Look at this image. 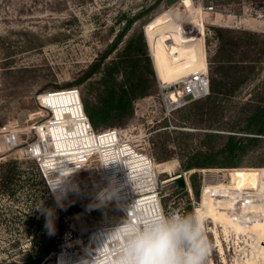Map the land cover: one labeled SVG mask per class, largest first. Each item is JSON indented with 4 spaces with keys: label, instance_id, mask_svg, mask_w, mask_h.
I'll use <instances>...</instances> for the list:
<instances>
[{
    "label": "rangeland",
    "instance_id": "374dc122",
    "mask_svg": "<svg viewBox=\"0 0 264 264\" xmlns=\"http://www.w3.org/2000/svg\"><path fill=\"white\" fill-rule=\"evenodd\" d=\"M263 2L0 0V264H54V254L68 236L79 238L116 217L111 193L97 175V160L69 178L66 195H58L49 190L40 161L24 155L37 157L47 151L34 127L46 123L54 113L53 118L65 119V113L75 117L84 112L71 91L81 96L82 102L84 96H96L101 74L96 73L85 81L82 77L114 43L125 23L136 15L139 16L131 29L106 57L105 63L119 58L128 38L142 30L155 72L152 89L134 102L133 116L126 124L92 127L97 133L111 128L121 134L127 131L122 139L129 138L137 148L153 157L162 171L160 197L165 209L181 207L183 213L200 207L208 209L205 230L211 247L206 264H236L238 260H245L251 253V238L246 228L250 223L257 224L256 219L252 221L237 214L242 224L232 223L234 217L228 213L225 215L228 219L217 215L220 209L215 206L218 201L246 192L245 187L230 186L234 195H228L226 188L215 187L216 183L237 181L219 180L212 172L246 168L249 173L237 171L233 175L243 180L264 169V142L256 149L236 155L230 154L225 146L228 133L244 134L238 129L243 125L240 118L249 113L246 102L264 98V22L247 13L248 7ZM209 6L213 9L208 10ZM161 16H168L165 23L174 25L180 41L193 34L202 35L209 84L213 72L218 81L222 80L220 73L216 74L214 62L227 55L253 66L248 68L252 73L246 74V82L232 97H219L224 106L222 115L216 110L202 112L189 103L169 112L171 106L166 96L172 90L168 86L178 79L170 83L159 79L147 32L148 26L158 25L155 23ZM232 40L239 45L229 47L227 44ZM175 57L178 56L172 55ZM233 124L235 127L231 128ZM218 132L223 133L221 138L212 135ZM83 134V125H78L70 132L69 146L94 144L93 138ZM109 136L117 137L113 134L104 137ZM83 150L72 152L71 163L84 159L88 153L75 158ZM223 162L227 165H222ZM191 163L199 166L185 169ZM70 165L56 175L47 174L48 178L60 184V175L70 172ZM261 210L259 215L264 213ZM44 246L51 247L50 254L44 255L40 263H34Z\"/></svg>",
    "mask_w": 264,
    "mask_h": 264
},
{
    "label": "bare ground",
    "instance_id": "6f19581e",
    "mask_svg": "<svg viewBox=\"0 0 264 264\" xmlns=\"http://www.w3.org/2000/svg\"><path fill=\"white\" fill-rule=\"evenodd\" d=\"M168 16L159 17L157 23H155L158 25L154 27L148 26L147 30L148 37L150 39L152 55L155 61V67L157 69L159 79L162 80L161 82L170 83L173 80L184 79L185 77L194 74H200V76L201 74L202 76L207 74V72L205 71L207 67V58L203 48L202 35L193 34L180 41L177 38L176 33L174 32V25L171 23H165ZM172 55H177L178 57H175V59H173ZM204 71L205 73H203ZM71 94L83 105L77 93L71 91ZM167 96V104L169 106L175 104L174 95L169 96L168 94ZM86 117L87 115L84 111L70 119H67L66 117H64L65 119L52 118L50 122L37 126V133L41 135L43 147L47 148V151L45 153L37 156L43 162L46 174L54 173L56 175V172H59L61 168H68L70 164V172L68 173L71 174L73 172H77L79 164H82V162L84 164L89 160L90 157L92 158L91 155L93 154L98 156V160L104 168H109L108 171L110 169H119L118 165L120 163L121 165L123 164V158L120 159L121 161L117 159L121 155L120 148L122 150L125 147L115 146L117 137H104L111 134L117 136V134L115 132L108 131L107 133H101V135H95L91 127H89L91 126V123H88ZM68 125H71L73 128L69 130L67 128ZM78 125H83L84 137L93 138L94 144L90 143L89 145V143H77L72 144V147L69 146L68 139L72 137L70 136V132L75 131ZM62 129L68 131V134H63ZM49 140L51 143L49 142ZM82 149H84V152L76 154L75 158L79 154H88L84 157V159L76 160L71 163L72 152H78V150ZM261 172H263L262 169L253 172L252 175L244 177V181L242 180V177L238 176V178H236V176L233 178L234 181H237L234 184H226L219 181L215 186L218 188L221 187L222 190L227 186H237L240 188L245 187V191L250 192H242L240 195L238 194L229 197L227 199L221 200V202L217 200L218 202L215 203V206L220 209L216 211V214L227 219L229 215L231 217H234L232 219V223L237 224L240 222V220H238L240 217L237 214H242L247 219H250L252 221L256 219L257 224H254L252 226V223H250L251 226L249 228H246V232L249 233V238H251V240H249L251 253H247L248 257L245 260H238L236 264H264V213H262V215H259L258 213L259 210L262 211V208L264 210V173ZM212 174L218 175L219 180H223L222 174L220 172L213 171ZM109 179L114 185L113 187L119 186L121 184V182H117L114 177H110ZM48 180L50 184L53 185V188L55 190H59L58 187H60L62 183H55L54 180L49 178ZM215 187L213 186V188ZM249 200L251 201L249 202ZM197 209L203 210L205 214L208 213V209L204 207H200ZM227 213L228 216H225ZM243 216H241V218ZM239 225H237L238 228L240 227Z\"/></svg>",
    "mask_w": 264,
    "mask_h": 264
},
{
    "label": "trees",
    "instance_id": "16d2710c",
    "mask_svg": "<svg viewBox=\"0 0 264 264\" xmlns=\"http://www.w3.org/2000/svg\"><path fill=\"white\" fill-rule=\"evenodd\" d=\"M138 16H134L125 23L114 43L100 58L91 64L82 77V80L85 81L96 73L101 74L97 81L99 90L96 96L94 98L84 96L82 102L84 111L95 128L126 124L133 116L134 102L139 97L149 94L152 89L155 72L147 52L146 39L142 30L135 32L128 38L119 58L105 63L106 57L122 41V38L131 29L133 22ZM227 31L233 32L230 29ZM227 45L229 47H237L239 42L232 40ZM214 63L217 65L215 67L216 74L220 73L222 80L218 81L213 72L209 84V94L203 97L204 99L199 98L189 104H192L193 108L200 109L202 112L211 113L216 110L217 113L222 115L224 106L220 104L221 99L219 97H232L237 89L246 82V74L252 73L248 68H253V66H248L250 64L246 60H234L228 55ZM252 71L254 70L252 69ZM237 72H241L240 76L236 74ZM119 75H121V78H119ZM246 105L249 106L247 108L249 113L240 118L243 121V125L238 129L244 134H227L225 146L232 155L256 149L264 142V98H251L246 102ZM233 127H235V124L231 125V128ZM206 135L210 134L206 133ZM212 135L221 138L223 133L218 132ZM222 165H227V163L223 162ZM195 166H199V164L191 163L185 169ZM215 171H219L226 182L232 181L233 175L237 174V171H241L243 174L249 173L246 168L218 169ZM224 191L228 195H234L230 190V186H227ZM50 252L51 247L44 246L39 257L35 258L34 263L43 261L44 255H48Z\"/></svg>",
    "mask_w": 264,
    "mask_h": 264
},
{
    "label": "built area",
    "instance_id": "2783aa9c",
    "mask_svg": "<svg viewBox=\"0 0 264 264\" xmlns=\"http://www.w3.org/2000/svg\"><path fill=\"white\" fill-rule=\"evenodd\" d=\"M207 9L212 10L213 7L209 6ZM247 13L249 16L258 18L264 22V2L248 7ZM168 88L172 90L169 94H173L176 99L175 104H173L170 109H168L170 110L169 112H171L174 109L182 107L193 100L202 98L209 94L208 72L203 76L202 74L201 76L200 74L187 76L184 79L173 82L168 86ZM74 90L79 92L78 89ZM65 115L67 119L72 118L70 113H66ZM54 116L55 113L53 114L52 118ZM52 118L47 122H50ZM86 120L88 123L90 122L88 116L86 117ZM89 127H91L95 135H101V133H107L108 131L115 132L117 134L115 146L125 147L122 150L120 148L121 155L117 160L121 161L120 159L123 158V164L121 165L120 163L118 165L119 169H110L108 171L109 168H104L98 160V156L93 154L91 155L92 158L90 157L89 160L84 164L83 162L82 164H79L77 172H73L71 174L64 173L63 175H60L62 179V185L58 187L59 190H55L53 185L50 184L48 180L44 168L45 166L40 158L31 155H24L28 157H34L40 161L45 182L47 183L49 190L51 193L58 195H66L69 192L70 187L69 178L74 177L77 173L87 169V166L92 161L97 160L98 163L95 162V164L99 165V171L97 172V175L100 180L106 184V190L111 193L113 202L116 205L117 214L112 220L103 222L101 225L91 229L84 236H80L79 238L68 236L67 240L61 244V249L54 254V264H109V261L113 259L112 251L114 245L107 241V233L119 225L127 215L131 218H134V213L136 211H140L145 214L159 210H162L165 213L169 211L184 212L183 208L181 207L171 209H165L163 207L160 197L161 182L159 181L161 169L153 157L137 148L132 140L129 138L122 139L121 136H126L127 131H125L124 134H121L118 129L111 128L97 133L93 129L92 124ZM67 128L71 130L73 127L68 125ZM33 129L35 130V134L37 136V128L34 127ZM34 139H32V141ZM94 167L98 168L97 166ZM262 170L264 171V169ZM110 177H114L117 182H121V184L119 186L113 187L114 185L109 179ZM132 205H134V208L129 211Z\"/></svg>",
    "mask_w": 264,
    "mask_h": 264
},
{
    "label": "clouds",
    "instance_id": "9594fccd",
    "mask_svg": "<svg viewBox=\"0 0 264 264\" xmlns=\"http://www.w3.org/2000/svg\"><path fill=\"white\" fill-rule=\"evenodd\" d=\"M205 220L203 210L127 215L107 233L114 245L109 264H206L211 246Z\"/></svg>",
    "mask_w": 264,
    "mask_h": 264
}]
</instances>
